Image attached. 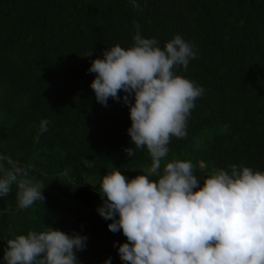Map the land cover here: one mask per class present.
I'll return each mask as SVG.
<instances>
[{"label": "trees", "instance_id": "1", "mask_svg": "<svg viewBox=\"0 0 264 264\" xmlns=\"http://www.w3.org/2000/svg\"><path fill=\"white\" fill-rule=\"evenodd\" d=\"M137 2L0 0V154L45 185L44 201L28 209L18 208L15 184L0 198V260L7 239L51 227L88 237L78 264H123L127 239L97 212L101 177L112 167L128 179L146 174L151 159L127 134L128 107L98 103L87 70L109 47H130L135 25L161 48L176 34L192 44L196 58L173 71L205 89L166 159L191 161L197 176L231 164L264 171V0Z\"/></svg>", "mask_w": 264, "mask_h": 264}, {"label": "clouds", "instance_id": "2", "mask_svg": "<svg viewBox=\"0 0 264 264\" xmlns=\"http://www.w3.org/2000/svg\"><path fill=\"white\" fill-rule=\"evenodd\" d=\"M140 8L137 0H129ZM137 31L130 47H109L91 61L90 88L102 106L111 98L129 109L127 134L136 149H146L151 165L132 179L112 167L101 177L103 204L98 214L109 231H122L118 246L123 264H264V171L231 164L213 168L203 177L189 160H167L171 138L186 137L187 120L205 89L185 76L196 58L194 46L176 34L161 48L155 38ZM92 53L86 57H90ZM124 93L121 97L118 93ZM40 121L35 139L48 131ZM130 158L133 148L124 150ZM163 161V165H162ZM155 176L156 179H149ZM16 185L17 206L28 209L43 202L45 185L29 178L27 166L0 154V198ZM88 237L45 227L7 239L0 264H78ZM117 245L114 243L113 245ZM104 264H112L109 257Z\"/></svg>", "mask_w": 264, "mask_h": 264}]
</instances>
